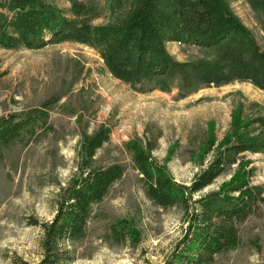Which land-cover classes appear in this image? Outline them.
Segmentation results:
<instances>
[{
  "label": "rangeland",
  "instance_id": "374dc122",
  "mask_svg": "<svg viewBox=\"0 0 264 264\" xmlns=\"http://www.w3.org/2000/svg\"><path fill=\"white\" fill-rule=\"evenodd\" d=\"M78 16L91 25L120 17L127 0H79ZM264 54V8L249 0H222ZM68 0H60L68 7ZM213 47L171 41L167 49L184 64L161 84L138 91L107 71L91 47L56 41L40 48H0V117L50 101L48 125L39 122L0 147V264H35L41 257L37 220H49L57 196L79 171L84 135L100 127L109 138L94 165L118 163L124 173L91 208L87 233L72 244L67 264H162L185 227L179 206L163 208L145 193L132 159L133 144L154 143L152 156L175 181L189 185L225 145L255 139L264 144V88L243 41ZM260 188L259 208L237 224L243 244L219 254L218 264H264V149L242 154ZM227 168L194 198L219 189L234 172ZM33 222V224H30Z\"/></svg>",
  "mask_w": 264,
  "mask_h": 264
},
{
  "label": "trees",
  "instance_id": "16d2710c",
  "mask_svg": "<svg viewBox=\"0 0 264 264\" xmlns=\"http://www.w3.org/2000/svg\"><path fill=\"white\" fill-rule=\"evenodd\" d=\"M0 0V48L33 49L56 41H75L93 48L107 71L138 91L167 89L161 81L170 71L182 72L184 64L167 49L171 41L213 47L243 41L254 71L248 78L264 88V54L222 0H127L116 20L91 25L83 1ZM264 8V0H249ZM261 27L264 30L262 20ZM257 52V53H256ZM50 101L42 106L0 117V147L39 122L48 125ZM109 138L100 127L81 141L79 171L62 187L53 217L34 222L39 228L41 257L35 264H67L74 258L72 244L87 233L91 208L100 202L124 173L118 163L94 165L96 151ZM154 143L133 144L132 159L141 174L146 195L163 208L179 206L185 227L164 256L162 264H218V255L243 244L237 224L253 214L263 200L260 188L250 183L252 169L243 162L244 152L264 149L255 139L224 146L189 185L177 182L152 156ZM235 164L230 179L217 190L194 198L227 168ZM33 224V222H30ZM24 264H29L24 262Z\"/></svg>",
  "mask_w": 264,
  "mask_h": 264
}]
</instances>
